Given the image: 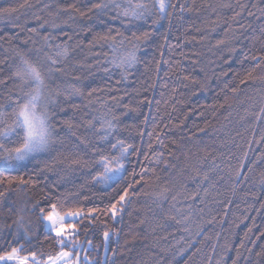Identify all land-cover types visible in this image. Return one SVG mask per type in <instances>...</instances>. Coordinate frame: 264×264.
I'll list each match as a JSON object with an SVG mask.
<instances>
[{
  "label": "trees",
  "instance_id": "1",
  "mask_svg": "<svg viewBox=\"0 0 264 264\" xmlns=\"http://www.w3.org/2000/svg\"><path fill=\"white\" fill-rule=\"evenodd\" d=\"M29 2L33 7L21 9L18 16L0 18V81H3L0 104H8L9 96H15L18 91L19 81L14 76L19 63L17 52L36 60L37 49L50 51L57 44L67 45L68 56L57 65L61 71L52 77L53 89L59 86L64 93L54 109L55 123L71 121L81 125L74 130L84 134L85 120L96 117L99 126L100 119L111 110L119 119L109 140L100 142L103 151H109L117 140L132 146L124 165V179L118 186L113 185L115 191L109 190L115 197L116 192L131 183L138 193L131 197L122 221L115 225L119 231V245L114 243L116 237L112 245L117 247L115 264H209V257L211 264L221 260L231 264L242 241L246 247H253L251 241H256L255 251H260L264 245L261 238L264 184L260 183L264 177V161H258V157L264 156V143L256 141L264 134V122H257L252 113L259 111L264 94V80L259 78L264 76V71L256 67L251 57L264 50L261 33L264 18L257 19L259 12L252 5L264 7V4L259 0H239L255 15L249 17L244 11L238 22H234L230 18L233 11H240L237 0H175L177 9L171 22L163 20L153 25L155 15L147 22H129L123 18L111 19L114 11L102 17L104 24L95 18H77L75 23L65 24L63 21L68 17L58 16V8L73 0ZM20 3L23 0H0V7ZM180 4L186 7L183 13L179 12ZM223 4L233 7H221ZM53 20L59 28L51 27ZM229 23L232 30L226 32ZM240 24L245 27L240 28ZM249 24L252 26L248 27ZM89 27L91 31L84 30ZM30 28H37V33L28 31ZM109 28L113 35L119 30L130 39L133 32L151 33L141 43L138 62L127 73L107 63L113 53L106 43H92L96 33H105ZM45 36L49 37L52 49L45 45ZM219 40L224 43L217 45ZM130 46L125 41L124 47ZM104 68L109 71L105 72ZM253 69L257 79L241 84L246 73ZM72 86L79 87L83 95H68L66 99ZM233 88L237 89L235 93ZM92 89L96 91L89 96ZM62 135L63 143L58 140L48 155L33 162L41 169L45 164L50 165L36 188L11 191L0 201V231H10L5 226L12 224L17 209L25 207L26 200L29 209L36 201H41L43 206L46 192L70 193L72 202L85 208L107 203L108 196L102 195L101 186L92 183L94 170L68 169L59 163L68 154L69 141L75 139L66 128ZM249 141H252L251 147ZM158 155L160 161L156 163ZM91 156L89 152L88 157ZM213 161L219 167L213 168ZM195 168L199 169V175ZM237 170L244 175L236 177ZM205 172L209 178L201 182ZM137 180L141 183L137 184ZM172 182L175 187L158 207L151 193L171 187ZM197 192L195 200L189 198ZM24 217L38 235L31 245H24L26 251L20 254L55 255L59 248L51 240H45L36 214L26 211ZM104 219L101 216L94 222L88 233L93 244L100 245V255L104 252V224L101 223ZM107 223L112 226L110 219ZM80 235L83 239L82 230ZM15 246H3L0 254ZM107 255H112L110 250ZM244 255H248L246 251ZM252 258L256 259L254 254Z\"/></svg>",
  "mask_w": 264,
  "mask_h": 264
},
{
  "label": "snow or ice",
  "instance_id": "2",
  "mask_svg": "<svg viewBox=\"0 0 264 264\" xmlns=\"http://www.w3.org/2000/svg\"><path fill=\"white\" fill-rule=\"evenodd\" d=\"M259 3L264 4V0H259ZM220 6L224 8L233 7L231 4ZM237 6L240 11H233L231 21L238 22V18L241 17L244 11L248 12L249 17L255 15L247 8L246 4L239 3V0H237ZM32 7L33 5L29 0H23V3L18 5L0 7V18L18 16L21 9ZM44 7L47 8L48 5H44ZM252 7L257 8L259 12L257 19L264 18V7H257L256 4H253ZM176 9L177 3L175 0H73L72 3L59 6L57 15H67L68 20L63 21L65 24L68 21L75 23L77 18L80 20L95 18L101 24H104L105 21L102 17L111 11L115 12V16H112L111 19L123 18L129 22H147L155 15L156 19L152 20V24L156 25L163 20H168L170 23ZM185 10V5L180 4L179 12L183 13ZM43 26L40 25V27ZM59 26L55 20L51 22L52 28H59ZM251 26V24L248 25V27ZM239 27L244 28L245 26L240 24ZM84 30L91 31L92 29L89 27ZM229 30H232L231 23L225 29L226 32ZM28 31L37 33L38 29L30 28ZM261 33L264 35V25L261 26ZM150 35L149 31H143L139 35L133 32L130 39L119 30L113 35L111 28H109L105 33H96L92 43H106L113 53L112 58L107 63L112 67L119 68L122 73H127L128 69L138 62L137 52L140 50L141 43L147 41ZM117 37L120 39L118 40ZM68 39L70 40L71 37H68ZM44 41L45 45L52 49L53 46L48 44V36L44 37ZM125 41L131 46L125 48ZM223 43V40L217 41V45ZM36 52V60L30 59L26 54L17 52L19 63L16 65L14 76L19 81L18 91L15 96H9L10 102L8 104H0V189H2L0 190V201L5 200L11 191L23 192L29 187L36 188L40 183V176L45 170H50V165L45 164L44 169H41L33 162L39 161L42 157L48 155L58 140L61 143L64 142L62 134L65 128L75 139L69 141L68 154L62 156L59 163H63L68 169L89 168L94 170L95 175H92V183L101 186V193L108 196V201L102 207L85 208L82 205L74 204L70 193L56 195L54 192L51 194L46 192L43 206L41 201H36L32 203L29 209L26 200L24 202L25 207L17 209L12 224L5 226L10 231H0V248L5 245H17L11 247V251L0 254V264H115L114 257L117 253V247L112 246L113 237H116L115 245H119V231L115 225L122 221L126 206L131 203V197L138 193L131 183L124 187L122 191L116 192L115 197L110 195L109 190L115 191L113 185L118 186L120 181L124 179L123 173L126 170L124 165L132 146L126 145L122 140H117L116 143L111 145L109 151H103L100 142L109 140V137L113 135L117 128L116 122L119 119L115 114H111V110L100 119L99 126L96 124V117L85 120L82 125L85 129L84 134L75 131L74 129L80 128L81 125H75L71 121H62V124L55 123L54 109L59 106V97L64 93L59 86L53 89L52 77L54 73L61 71L57 65H60L62 59L68 56L69 49L66 44L63 46L57 44L54 46V50L44 51L41 48L37 49ZM118 52L120 54L117 56L116 53ZM251 59L255 61L256 67L264 71V50L253 55ZM157 64H159V61H157ZM104 71L107 72L109 69L104 68ZM254 73L255 69L246 73L245 79L241 80L240 83L245 84L247 81H255L257 77ZM123 78L127 79V75H124ZM259 78L264 80V76ZM76 79H79V77H76ZM185 79H188V77H185ZM0 83H3V81H0ZM95 91L96 89H92L88 95L91 96ZM232 91L235 93L237 89L233 88ZM73 94L83 95V92L79 87L72 86L71 92L66 94L65 98L67 99L68 95ZM73 107L78 106L73 105ZM125 107L127 106L125 105ZM110 114L111 118H108ZM252 115H254L257 122H264V94L260 98L259 111L253 112ZM251 143L252 141H249V147H251ZM256 143H264V134ZM161 146L163 147L162 141ZM89 152L92 154L91 157H88ZM131 154L135 155L136 153L131 152ZM247 155L248 152L245 151L244 157L247 158ZM145 158H148L147 154H145ZM159 161L160 156L158 155L155 162L159 163ZM258 161H264V156H259ZM30 165H32V170H30ZM217 167L219 165H216L213 161V168ZM243 167L242 160L241 168ZM194 170L199 175V169L195 168ZM140 175L141 180H143V170ZM241 175H244V173L237 170L235 176L239 177ZM192 178L194 179V177ZM208 178V173L205 172L201 182L208 180ZM141 180H137L136 183L140 184ZM168 183L166 182V184ZM260 183L264 184V177H262ZM173 187H175V182H172L171 187L165 186L160 188L158 192L151 193L155 197V202H158V207L167 200ZM197 196L198 192L189 198L195 200ZM84 199L87 200L88 197H84ZM172 199L175 200L176 196H173ZM26 211L36 214L45 240H51L59 248L55 255L45 257L43 254L38 255L36 252L24 256L20 255V253L26 251L24 245H31L38 235L33 232L31 222H25L24 213ZM101 216L105 218L101 221L104 224L102 243L105 255H100V245H94L93 240L88 236L93 223L99 221ZM170 218L175 219V217ZM109 219L112 221V226L107 223ZM176 222L180 223L179 220ZM143 223L142 220L141 224ZM81 230L84 232L83 239L80 235ZM261 238H264V234ZM127 243L126 240L125 244ZM251 243L253 247H246L243 241L237 246L236 256L232 259L231 264H242V262L243 264H264V245L260 246V251H255L256 241H251ZM109 250L112 253L111 256L107 255ZM181 251L183 252L184 249H181ZM214 251L215 249H213ZM245 251L248 255H244ZM253 254L256 257L255 260L252 258ZM209 264H211V257H209ZM217 264H226V262L221 260Z\"/></svg>",
  "mask_w": 264,
  "mask_h": 264
},
{
  "label": "rangeland",
  "instance_id": "3",
  "mask_svg": "<svg viewBox=\"0 0 264 264\" xmlns=\"http://www.w3.org/2000/svg\"><path fill=\"white\" fill-rule=\"evenodd\" d=\"M21 256L28 255V254H20Z\"/></svg>",
  "mask_w": 264,
  "mask_h": 264
},
{
  "label": "water",
  "instance_id": "4",
  "mask_svg": "<svg viewBox=\"0 0 264 264\" xmlns=\"http://www.w3.org/2000/svg\"><path fill=\"white\" fill-rule=\"evenodd\" d=\"M103 255H105V253L103 252Z\"/></svg>",
  "mask_w": 264,
  "mask_h": 264
}]
</instances>
